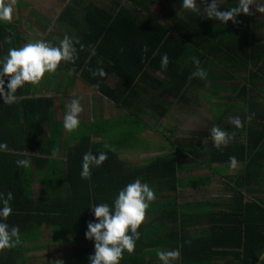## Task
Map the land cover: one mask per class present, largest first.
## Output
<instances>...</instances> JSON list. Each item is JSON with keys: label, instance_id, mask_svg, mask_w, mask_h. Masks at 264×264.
<instances>
[{"label": "trees", "instance_id": "16d2710c", "mask_svg": "<svg viewBox=\"0 0 264 264\" xmlns=\"http://www.w3.org/2000/svg\"><path fill=\"white\" fill-rule=\"evenodd\" d=\"M72 1L75 5L66 6L60 12L58 25L65 23L74 41L79 40L75 44L78 58L74 64L62 62L60 67H66L72 80L81 78L92 90L113 102L118 110L126 112L125 120L132 121L137 128H148L137 107L144 92L152 97L162 94V99L152 98L151 101L163 106L159 111L163 116L175 100L186 98L189 89L195 88L191 85L194 78L189 80L196 71L193 57L199 59L203 69L211 70L215 65L227 70L229 66V76L235 75V68L247 69L239 60L236 44L231 47L221 36L223 30L216 20L204 17L203 12L186 20L172 10L173 2L176 8H181L182 0H114L115 4L108 6L96 5L91 0ZM155 8L166 11L170 23L153 17L151 13ZM23 24V20L0 21V62L10 48L32 43L24 36ZM55 28L58 30L57 25ZM5 37H11L12 43H6ZM246 51L247 58H251V50ZM164 54L169 57L166 69L161 67ZM98 70H103L105 75H93ZM152 73H158L159 77ZM109 76H115L116 82L111 83ZM213 78L228 79L219 75ZM34 87L25 84L18 89L17 96L21 99L11 105L4 103L0 96V144L7 145L0 149V193L13 194L10 202L13 213L3 222L18 226L21 240L17 247L0 254V264H31L33 258L27 254L46 248L41 244L46 240H55L56 253L60 257L61 253L64 255L61 258L57 255L55 260L60 259L63 264H90L94 241L87 240L85 232L88 223L95 222L91 207L107 203L114 208L119 192L137 178L149 184L156 198L150 202L147 219L138 229L140 239L135 251L131 254L125 251L120 264H162L157 250L176 249L181 257L172 264H256L264 253V197L253 198L247 193L252 184L251 176H256L264 187V164L260 163V171H252L256 157L250 156L244 174L230 183L235 194L222 211L212 212L204 201L180 204L177 198L181 184L179 160L196 158L202 152L184 141L181 147L176 146L175 155L126 163L112 150L110 140L95 142L93 131H67L64 122L54 119L55 99L33 95ZM234 89L237 99L256 91L247 84L240 91L238 87ZM213 92L220 94L221 88L213 86ZM227 104L240 105L234 101ZM246 104L247 111L255 114L246 125L247 144L214 148L209 153L210 161L230 162L231 156L238 162L245 161L247 152L257 154L258 146L263 145L264 113H259L262 111L258 104ZM96 122L95 129L100 132L108 119ZM118 140L114 144L126 145L127 141ZM89 150L97 156L105 152L108 159L103 165L91 168L90 179H83V156ZM221 151L227 152L225 159L220 157ZM263 152L261 149L262 158ZM17 160H28L29 166H17ZM205 161L202 160L203 166L207 165ZM207 181L204 178L188 184L198 187L206 185ZM36 186L42 189L36 192ZM191 217L196 218V222L197 218H203L197 222L203 225L210 220L212 226L192 231L188 223H184ZM260 264H264V259Z\"/></svg>", "mask_w": 264, "mask_h": 264}, {"label": "crops", "instance_id": "0c3cea01", "mask_svg": "<svg viewBox=\"0 0 264 264\" xmlns=\"http://www.w3.org/2000/svg\"><path fill=\"white\" fill-rule=\"evenodd\" d=\"M91 1L99 6L115 4L114 0ZM218 3L222 7L221 10L224 11L228 8L237 6L238 0H218ZM49 4H51V6L62 7L60 12L63 11L66 6L75 5L72 0H17L11 22H22L23 20V33L25 37L31 39H29L30 42L34 43L39 40H47L52 46L58 47L65 35L73 38V34L70 33L65 23H61L60 26L58 25L60 12L54 13L53 16L52 13H47L48 11L45 10L43 6ZM121 4L126 3L125 1H121ZM174 5L175 3L173 2L172 10H174L180 18L187 20L191 19V16L194 14H198L186 10L183 7L176 8L177 5ZM258 6L264 7V0H254L253 4L250 6V14H241L238 16L236 18L238 21L236 24H233L231 21L227 24H223L216 20L223 30L221 36L226 39V42H229L227 44L231 45V47H234L236 44V49L237 51L239 50L238 52L241 56L239 60H242V62L247 65V69L235 68L237 72L235 75L231 74L230 76L229 74L219 73L218 75L220 77H228V79L223 78L218 81L221 82L222 87L220 86V94H216L213 92V72L206 68L207 78H194L191 85L195 88L189 89V94L186 98L175 100L172 106L170 108L168 107L169 110L163 116L159 113V111H162L163 106L155 105V100L151 101L152 98L162 99V94H159V96L156 94V97H152L146 95V92H144L143 95H141L142 102L138 104L139 106L137 107L140 108L139 113L142 115L141 117L144 122H146L148 126L147 129L137 128L136 124L132 121L128 122V119L125 120L127 118L126 112L121 109L118 110L113 102L109 101L99 92L92 90L81 78L72 80L65 66L59 67L55 73L46 74L44 79L38 85H35L33 95L53 97L55 99L54 119L62 122H64V117L67 113V105L71 102V99L73 97L80 98V103L84 110L79 116L80 125L76 130L79 133L86 132L87 130L93 131L95 134L92 138L95 142H103L106 139L110 140V147L112 150L115 151L123 161H128L130 164L131 162L137 163L149 157L175 155L176 146L180 145L178 147H181L184 141H188L187 145L194 147L203 154L200 155L198 153L196 158H181L179 160L180 170L178 177L181 184H179L177 190L178 202L182 204L204 201L208 205L207 209L212 210L214 213H218L222 211L227 202L233 198L235 191L232 190L230 183L244 174V168L247 167L250 156L256 157L255 159L257 161L252 163V171H260V163L264 164V152L262 154L263 158L260 156L261 149L264 150V143L262 146H258L257 154H254V151L251 152L252 154L247 152V159L245 161H239L236 168H232L230 162L227 160L220 162L215 160L210 161L212 157L209 155L210 152H213L214 148H217L214 146V142L210 135L213 126L220 127L230 135L234 134V139L231 140L227 146H221L219 148L223 149L224 147L235 144L246 145V125H248L249 122L247 117L250 114H253V117H255L254 111L251 113L247 111L246 103L253 102L258 104V109L262 111L259 113H264V12L257 11L256 9ZM202 12L203 9L201 8L200 13ZM78 14L80 15V13ZM151 15L162 22H169L168 17L170 15L168 16L167 12L161 8L153 9ZM56 25L58 26V30L55 31V29H57L55 28ZM247 49L251 50V58L249 59L246 54L248 53L246 51ZM211 58L213 57L211 56ZM153 75L159 77L158 73ZM240 80H242L243 85L239 84L238 81ZM109 81L115 83L116 77L109 76ZM246 84L254 87L256 91L252 93L249 92L246 98L242 97L237 99L236 94L238 93H234V87H238L240 91ZM239 86H241V88ZM151 92L152 91H150V93ZM164 98L168 97L165 96ZM228 101H234L240 105L229 106L227 104ZM238 106L240 107V111H237L239 108ZM174 115H180V118L190 117V119H192L191 123L193 124L191 125H193L192 129L194 132H183L179 121L173 122L171 120ZM230 117H239L243 123V127L236 128L229 122ZM245 118L246 121L244 120ZM107 119L108 122H106ZM119 120L120 122L118 124ZM156 120L159 122V125L154 126L151 124V122H156ZM96 121L106 122L102 126L103 129L101 131L103 132L100 131V133L99 130L96 131ZM166 122L172 124V126L164 127L166 126ZM167 134H169V136ZM187 135H191V137L187 139ZM118 138L125 142H128L129 139L132 141L126 142V145H122V142L120 146H117L114 142L119 141ZM141 141H147L150 144L146 145V147H140L139 144ZM169 141L172 142L167 144ZM61 143H63V139ZM132 154H134V156H132ZM226 156L227 152L221 151L220 157L225 159ZM130 157L131 159L133 157V159L129 160ZM203 159H206V166H203ZM201 171H205V173L201 174ZM204 178L208 180V183L204 186L201 185L197 187L193 186L192 183L188 184L189 182L201 181ZM250 179L252 184L248 186L249 188L247 191L249 197H264V187L262 188L260 186V180L257 179L256 176H251ZM202 219L201 217L197 218V222ZM197 222L196 218L191 217L189 222L184 223H188L187 226L192 231H199L204 228L208 229L212 226L210 220H207L204 225ZM54 242L55 240L43 241L41 244L46 245V248L29 252L27 255L33 258L32 261H30L31 264H47L46 261H44L45 263H41V261L52 257L49 250L52 249V245L56 244H54ZM56 249L55 256L57 257V255L60 254L56 253ZM61 254L63 256V253ZM52 261H54V259Z\"/></svg>", "mask_w": 264, "mask_h": 264}, {"label": "clouds", "instance_id": "9594fccd", "mask_svg": "<svg viewBox=\"0 0 264 264\" xmlns=\"http://www.w3.org/2000/svg\"><path fill=\"white\" fill-rule=\"evenodd\" d=\"M254 0H238V5L221 11V5L218 0H182V7L194 13H200L203 8V15L212 20H217L223 24L231 21L236 24L237 17L241 14L249 15L250 6ZM17 0H0V21L11 23L13 19L14 7ZM257 11L264 12V7L258 6ZM5 42L11 44V37H5ZM79 40L67 35L60 41L58 47L52 46L46 41L39 40L34 43H27L20 48H10L5 59L0 62V96L6 104L19 102L21 97L17 96L18 89H22L25 84L38 85L46 74L55 73L61 63H75L78 58V52L75 44ZM83 47V46H81ZM146 50V49H145ZM196 66V71L191 73L189 80L193 78L205 79L207 72L200 67L198 58H192ZM169 57L164 54L161 58V67L167 68ZM105 75L103 70L93 73V75ZM7 78V84L5 83ZM7 88V91H6ZM80 98L73 97L67 105V113L64 117V128L71 132L80 125L79 116L83 112ZM253 114L248 115L250 121ZM229 122L236 128H242L243 123L239 117H230ZM214 146L219 148L227 146L234 139V134L230 135L218 126H213L210 132ZM7 145L0 144V149ZM108 159L105 152L99 155H93L91 150L83 156L81 177L90 179V170L93 166L99 167ZM230 166L236 168L238 160L235 156L229 157ZM28 160H17L16 164L20 167H28ZM156 198L154 190L148 183H142L139 178L129 183L122 189L114 201V208L107 203H100L91 207L95 222L90 221L87 225L85 237L89 241H94V254L89 257L90 264H120L123 254L127 251L133 253L136 248V242L140 239L138 229L147 219V211L150 202ZM12 192L6 194L0 193V254H6V251L17 247L20 240V230L18 226H10L7 221L12 215L13 210L11 201ZM158 259L162 264H172L178 261L181 253L176 250H157ZM264 259V254H260ZM49 264H63V261L57 259L50 261Z\"/></svg>", "mask_w": 264, "mask_h": 264}, {"label": "rangeland", "instance_id": "374dc122", "mask_svg": "<svg viewBox=\"0 0 264 264\" xmlns=\"http://www.w3.org/2000/svg\"><path fill=\"white\" fill-rule=\"evenodd\" d=\"M103 1H105V0H103ZM44 7V9L45 10H47L48 12L47 13H52V16L54 15V13H59L60 12V10H61V8L62 7H60V6H51V4H49V5H44L43 6ZM60 7V8H59ZM57 9V10H56ZM45 12V11H44ZM208 69H210L209 67H208ZM230 69V67L229 66H227V70H224L223 68H221V67H217V66H213L212 67V69H211V71L213 72V75L214 76H218V74L219 73H223V74H230V72H231V70L230 71H228ZM206 70V69H205ZM207 78V77H206ZM239 82V84H242L243 85V82H242V80H240V81H238ZM246 82V81H245ZM213 84H214V86H218V87H222V85H221V82H218L216 79L214 80V82H213ZM220 87V88H221ZM240 88H241V86H239ZM201 93H204V92H201ZM206 94V93H205ZM206 98V97H205ZM240 109V107L238 108V110L237 111H240L239 110ZM173 122H175V121H179V124H181V129H182V131L183 132H185V133H191V132H194V130L192 129L193 128V125H191V124H193V123H191V121H192V119H190V117H188V118H180V115H174L173 116V119H171ZM160 121V120H159ZM151 124H153L154 126H157V125H159V122L156 120V122L154 121V122H151ZM206 125V124H205ZM172 126V124H169L168 122H166V126H164V127H171ZM162 128V127H161ZM201 128H203V127H201ZM197 129V128H196ZM195 129V130H196ZM152 135V134H151ZM168 136H169V134H167ZM191 137V135H187V139L188 138H190ZM166 141V140H165ZM168 141V140H167ZM172 141H169V142H167V144L168 143H171ZM148 144H150L149 142H147V141H141L140 142V147H142V146H145L146 147V145H148ZM170 146V145H169ZM178 146H180V145H178ZM189 147H191L190 145H188ZM132 156H134V154H132ZM131 159V157L129 158V160ZM132 159H133V157H132ZM131 159V160H132ZM201 174H204L205 173V171H201L200 172ZM207 173V172H206ZM263 186V185H262ZM37 188V189H36ZM36 188H35V191L36 192H39L41 189H42V187H37L36 186ZM55 243H57V242H54V244ZM56 245H58V244H55V245H52L51 247H52V249H50L49 250V252L52 254V257H50V258H48V259H44L43 261H41V263H45L44 261H46L47 262V264H49V262L50 261H52L53 259L55 260L56 258V254H55V248H57V247H55ZM64 256V255H63ZM59 258H61L60 257V255L58 256Z\"/></svg>", "mask_w": 264, "mask_h": 264}, {"label": "water", "instance_id": "95a60500", "mask_svg": "<svg viewBox=\"0 0 264 264\" xmlns=\"http://www.w3.org/2000/svg\"><path fill=\"white\" fill-rule=\"evenodd\" d=\"M264 254V253H263ZM261 258H259V260L256 262V264H260L261 263Z\"/></svg>", "mask_w": 264, "mask_h": 264}]
</instances>
